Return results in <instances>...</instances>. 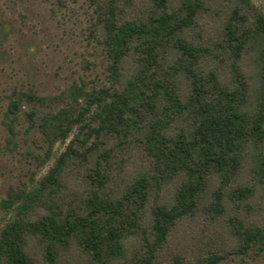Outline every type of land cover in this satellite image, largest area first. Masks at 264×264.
<instances>
[{
	"label": "trees",
	"instance_id": "1",
	"mask_svg": "<svg viewBox=\"0 0 264 264\" xmlns=\"http://www.w3.org/2000/svg\"><path fill=\"white\" fill-rule=\"evenodd\" d=\"M92 3L111 83L79 112L30 93L10 105L16 119L28 102L46 135L82 125L86 146L2 201L0 264H160L167 247V264H214L264 245V13L252 0ZM204 214L225 221L229 246L193 260L169 249Z\"/></svg>",
	"mask_w": 264,
	"mask_h": 264
},
{
	"label": "rangeland",
	"instance_id": "2",
	"mask_svg": "<svg viewBox=\"0 0 264 264\" xmlns=\"http://www.w3.org/2000/svg\"><path fill=\"white\" fill-rule=\"evenodd\" d=\"M252 2L264 13V0ZM110 66L92 0L69 5L59 0H0V229L13 215L12 209L3 207V200L37 187L73 140L80 150L86 146L80 141L86 133L82 125L74 126L65 139L51 129L46 135L27 117L28 102L21 101L16 119L10 105L30 93L46 98L49 108L79 112L86 91L111 83ZM90 117L87 113L86 120ZM253 217L264 224L263 210L256 207ZM225 227L224 220L206 214L186 218L175 230L169 249L180 250L188 260L222 252L231 239ZM170 260L167 247L160 264ZM214 264H264V245L226 253Z\"/></svg>",
	"mask_w": 264,
	"mask_h": 264
}]
</instances>
